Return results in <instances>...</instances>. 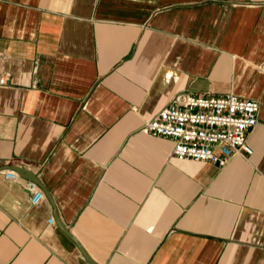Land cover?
<instances>
[{"label":"crops","instance_id":"0c3cea01","mask_svg":"<svg viewBox=\"0 0 264 264\" xmlns=\"http://www.w3.org/2000/svg\"><path fill=\"white\" fill-rule=\"evenodd\" d=\"M4 81V83H1ZM260 104L251 156L180 161L177 95ZM0 264H264V0H0ZM7 171V170H6Z\"/></svg>","mask_w":264,"mask_h":264},{"label":"built area","instance_id":"2783aa9c","mask_svg":"<svg viewBox=\"0 0 264 264\" xmlns=\"http://www.w3.org/2000/svg\"><path fill=\"white\" fill-rule=\"evenodd\" d=\"M259 112L257 100L234 94L212 98L182 93L148 121L145 130L155 137L171 139L173 156L180 161L224 167L234 156L253 154L247 139L258 123ZM4 173L30 194L32 206L44 201L38 185L14 171ZM49 224L53 225L54 219H49Z\"/></svg>","mask_w":264,"mask_h":264},{"label":"water","instance_id":"95a60500","mask_svg":"<svg viewBox=\"0 0 264 264\" xmlns=\"http://www.w3.org/2000/svg\"><path fill=\"white\" fill-rule=\"evenodd\" d=\"M14 171L16 172L21 178L31 181L33 183H35L36 185L39 186V188L43 189L45 192V195L47 197V199L49 200V202L51 203L52 207L54 208V210L56 209L55 207V203L53 198L51 197V195L44 189L43 185L41 184V182L39 181L38 177L36 175H34L31 171L25 170V169H21V168H11V167H2L0 168V172L1 171ZM54 223H56V225L58 226V228L71 240L75 243V245L77 246V248L79 249V251L81 252V254L84 256V258L86 259V261L89 264H96L92 261V259L88 256V254L85 252V250L82 248V246L71 236L70 232L66 229V227L64 226V224L60 221L57 212L55 211L54 213Z\"/></svg>","mask_w":264,"mask_h":264}]
</instances>
